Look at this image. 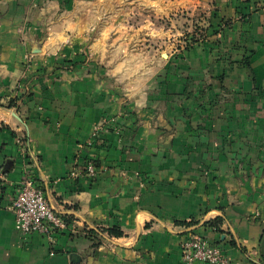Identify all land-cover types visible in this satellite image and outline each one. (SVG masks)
<instances>
[{"label": "crops", "instance_id": "1", "mask_svg": "<svg viewBox=\"0 0 264 264\" xmlns=\"http://www.w3.org/2000/svg\"><path fill=\"white\" fill-rule=\"evenodd\" d=\"M28 176L55 241L15 228ZM192 235L264 264V0H0V264H182Z\"/></svg>", "mask_w": 264, "mask_h": 264}, {"label": "built area", "instance_id": "2", "mask_svg": "<svg viewBox=\"0 0 264 264\" xmlns=\"http://www.w3.org/2000/svg\"><path fill=\"white\" fill-rule=\"evenodd\" d=\"M108 123L105 120L102 126ZM100 130L96 129L95 136ZM17 141L22 144L24 138L19 137ZM88 145L92 146L93 141ZM95 174L96 167L90 163L87 175L92 177ZM11 210L15 216L16 230L25 235L39 234L55 241L58 234L67 227L66 222L46 199L35 177L28 176L21 183ZM182 264H232V262L221 247L211 244L199 235H192L182 244Z\"/></svg>", "mask_w": 264, "mask_h": 264}, {"label": "trees", "instance_id": "3", "mask_svg": "<svg viewBox=\"0 0 264 264\" xmlns=\"http://www.w3.org/2000/svg\"><path fill=\"white\" fill-rule=\"evenodd\" d=\"M69 66V65H68ZM30 80V79H28ZM27 84L29 83L28 81L26 82ZM14 104H16V100L11 101L9 106H13ZM60 217L65 221V219L60 215ZM66 223L68 222V220L65 221ZM105 232H107L110 236L119 238V237H123L124 233L118 229V228H113V229H107V230H103ZM100 232H96L95 230H89L87 231V237H89L91 240H93L95 242V247L99 246L100 243Z\"/></svg>", "mask_w": 264, "mask_h": 264}, {"label": "rangeland", "instance_id": "4", "mask_svg": "<svg viewBox=\"0 0 264 264\" xmlns=\"http://www.w3.org/2000/svg\"><path fill=\"white\" fill-rule=\"evenodd\" d=\"M184 24V23H183ZM182 24V27H184V25Z\"/></svg>", "mask_w": 264, "mask_h": 264}]
</instances>
